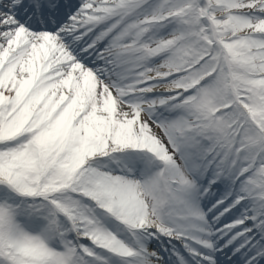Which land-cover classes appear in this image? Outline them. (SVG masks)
I'll list each match as a JSON object with an SVG mask.
<instances>
[{
	"label": "snow or ice",
	"instance_id": "1",
	"mask_svg": "<svg viewBox=\"0 0 264 264\" xmlns=\"http://www.w3.org/2000/svg\"><path fill=\"white\" fill-rule=\"evenodd\" d=\"M0 264H264V0H0Z\"/></svg>",
	"mask_w": 264,
	"mask_h": 264
}]
</instances>
